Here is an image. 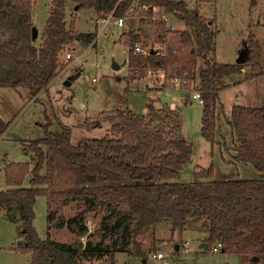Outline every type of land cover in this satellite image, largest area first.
<instances>
[{"label": "trees", "instance_id": "trees-1", "mask_svg": "<svg viewBox=\"0 0 264 264\" xmlns=\"http://www.w3.org/2000/svg\"><path fill=\"white\" fill-rule=\"evenodd\" d=\"M49 1L42 42L36 47L32 0H0V88L24 87L32 98L37 96L62 69V56L74 42L94 40L96 32H80L74 27V18L67 20L68 4L72 5L71 17H75L74 8H87L99 18L128 16L145 5L157 6L185 27L171 32L164 21L158 22L157 40L168 44L165 54L136 53L133 47L143 43L142 34L135 27L123 32L121 40L128 49L126 79L142 81L149 69L173 68L174 75L188 85L198 80V90L206 99L202 135L214 145L218 134L214 108L219 92L227 87L226 78L241 73L245 62L255 66L261 59L260 45L251 36L242 62L217 61L215 19L200 13L202 4L217 0H197L193 8L185 0ZM149 108L154 113L139 115L118 109L108 117L111 136L83 138L77 144L70 141V128L62 126L61 132L53 133L46 124L44 136L24 144L33 155V167L19 162L6 165L8 188L0 191V211L18 223L19 235L24 236L19 245L31 254L28 264H81L97 260L109 250L113 261L114 253L125 251L129 243H135L142 255L139 238L163 221L171 222L173 233L193 221L207 230L209 249L221 242L223 252L264 262V104L235 103L228 119L235 137V161L252 165L260 177L215 179L212 166L197 171V179L191 182L179 179L184 166L193 160V144L180 135L173 110ZM7 127L0 118V137ZM59 165L71 173L73 185L54 191L48 185L54 182ZM25 176H29L28 186L22 185ZM39 195L47 199L46 239H40L33 226ZM59 201L84 203L81 211L58 223L78 237L88 233L85 214L103 212L97 242L83 244L76 239L68 244L49 238L55 214L52 208ZM106 238L111 240L109 248H104Z\"/></svg>", "mask_w": 264, "mask_h": 264}, {"label": "rangeland", "instance_id": "rangeland-1", "mask_svg": "<svg viewBox=\"0 0 264 264\" xmlns=\"http://www.w3.org/2000/svg\"><path fill=\"white\" fill-rule=\"evenodd\" d=\"M193 8L197 0H185ZM49 0H32V20L37 31L34 45L42 42V33L49 14ZM72 5L67 6V20L74 18V27L80 32H97L95 46L82 48L77 43L73 59L78 61L70 68L71 61L63 62L62 72L50 82L46 89L31 97L24 87L0 88V118L8 123L4 138L0 140V191L7 188L5 167L10 162H26L32 168V153H26L23 147L26 141L34 140L45 134L44 126L49 124L53 133L61 132L62 126L70 128V141L77 144L83 138H102L111 136L108 117L115 115L118 109L133 110L142 113L148 100L167 105H176L173 117L179 122L180 135L193 144L194 158L181 171L180 182H191L197 179V171L214 166V178H257L260 175L250 164L235 161L234 133L228 124L232 106L235 103L250 107H261L264 104V0H219L216 5H201L200 13L205 18L217 20L214 22L220 33L216 41V59L221 63H235L249 48L250 37L260 45V61L252 66L245 62L246 70L231 76L230 84L223 89L221 100L226 106V112L220 106L215 107L219 125V142H208L202 135L204 108L197 101L191 100L192 90H198L199 81L179 88L164 84L158 78L153 83L165 86L167 90H147L145 81H129L127 66L128 49L122 43V33L133 25L142 29L145 47H159L166 52V46L157 40L158 22L152 17H140L137 14L128 15L123 28L113 23V18L103 25L102 30L96 27V12L93 9L82 8L75 17H71ZM166 28L174 25L184 29L185 25L177 17L170 15ZM140 31V30H139ZM171 33L169 34V36ZM167 43V42H166ZM243 60V57H242ZM113 63L120 65L119 69L112 67ZM122 66V67H121ZM66 68H68L66 71ZM251 75V76H250ZM96 81H92V78ZM248 77V78H246ZM70 82L66 85V82ZM238 99V100H237ZM161 116V115H159ZM223 136L226 141L224 142ZM226 144V146H225ZM27 147V146H26ZM200 166V168H199ZM45 173V170H42ZM23 186L29 185V176H25ZM73 185L71 173L59 165L54 182L48 187L54 191H62ZM47 199L43 195L36 197L34 204L33 226L40 237H47ZM84 208L82 201L53 205L54 217L51 220L49 238L59 243H73L78 239L83 244L87 241L97 242L100 237L101 210L89 211L85 214V224L88 233L84 240L71 233L67 226L58 227L60 220L75 215ZM15 213V212H14ZM16 224L0 214V264H28L30 252L23 250L19 242L20 236ZM208 236L202 226L190 222L183 230L172 232L169 221L159 223L151 228L139 240L144 254L139 255L135 243L125 246V251L115 252L113 261L110 250L97 260L81 261V264H264L253 261L252 256L239 253L205 250L200 245ZM111 240L106 238L104 248H109ZM188 242V251L183 243ZM162 252L165 258L157 260L154 253ZM146 260V262H144Z\"/></svg>", "mask_w": 264, "mask_h": 264}, {"label": "built area", "instance_id": "built-area-1", "mask_svg": "<svg viewBox=\"0 0 264 264\" xmlns=\"http://www.w3.org/2000/svg\"><path fill=\"white\" fill-rule=\"evenodd\" d=\"M135 9V8H133ZM136 14L139 15L140 17L144 18V17H148V14H152V17L154 20L157 21H164L165 24L166 22L169 21V16L170 14L166 13L164 10H162L160 7L157 6H149V5H145L143 7H140L139 10L136 11ZM113 18V23L119 27V28H123L125 25V20L127 18V16H120V17H112L111 15H109L106 18H98L97 21H108V19ZM167 26V25H166ZM168 30H170L171 32L176 31L177 29L175 28L174 25H171L169 27H167ZM161 43V42H159ZM164 46H166V52H167V47L168 44L167 43H163ZM133 51H135L136 53L142 54V55H149L152 51H160V53L165 54L166 52L161 51L160 46L159 47H145L143 44L138 43L135 45V47H133ZM73 57V52L70 49H67L63 56H62V61L66 62V61H70ZM170 73V75L168 74ZM172 73V74H171ZM174 73H176V71L173 68H169V70H163V69H149L147 74H146V78L148 80H152L155 78H158L162 81V83L164 84H171L172 86H175L177 88H179L180 86H187L188 84L185 81H182L178 76H175ZM92 81H96V79L93 77ZM191 100H196L199 104L204 105L206 103V99L205 97L202 95V93L199 90H192L191 92ZM85 235L80 236V240L83 241L84 240ZM188 246L189 243L188 242H184L183 243V248L188 251ZM222 248V243L221 242H217L216 244H214L212 250L213 251H218L221 250ZM153 257L157 260H162L165 258V255L162 252H158V253H154ZM167 262L163 263L166 264Z\"/></svg>", "mask_w": 264, "mask_h": 264}, {"label": "crops", "instance_id": "crops-1", "mask_svg": "<svg viewBox=\"0 0 264 264\" xmlns=\"http://www.w3.org/2000/svg\"><path fill=\"white\" fill-rule=\"evenodd\" d=\"M218 1L219 0H217V2H215V3H204L203 5H210V4H212L213 6L214 5H216L217 3H218ZM77 11L78 10H76V8H74V16H76V13H77ZM99 17L97 16V19H98ZM97 19L95 20V23H96V27H97V30L98 29H100V30H102V27H103V25L107 22V21H104V22H102V21H97ZM208 19H210V18H208ZM213 19H215V21L217 20V18H216V16L213 18ZM73 22H74V20H73ZM133 27H135V29H137L140 33H142V29H140V27H138L137 25H133ZM76 29V28H75ZM220 33V30H219V28H218V34ZM218 34H217V37H218ZM97 39H98V33L96 32V36H95V38H94V40L91 42V43H89V44H84V43H82V42H74L73 44H72V46L70 47L71 48V50H72V52H73V54H74V51H75V47H76V45H77V43H79V44H81L82 45V48H84V47H89V46H95L96 44H97ZM78 56L79 55H77V57H75L74 59H73V57H72V62H70V65L68 66V68H70L75 62H77L78 61ZM70 60V61H71ZM127 64V62H125V64L124 65H126ZM124 65H122V66H124ZM121 66V67H122ZM68 68H66L65 70H63V71H66ZM246 70V68H244L243 69V71H245ZM61 72H62V70H60ZM59 71V72H60ZM242 71V72H243ZM144 81H145V87H146V89L147 90H153V89H163V90H167L166 88H164L165 86H163V85H158V84H156V83H153L152 82V80H148L147 78H145L144 79ZM228 81H231V76L230 77H227L226 78V83L227 84H230ZM232 82V81H231ZM223 91L221 90L220 92H219V96H218V99H217V105L218 106H220V108H221V106L223 107V112L225 111L226 112V106H225V104L222 102V100H221V93H222ZM39 94V93H38ZM191 96V95H190ZM36 97V96H35ZM238 100V99H237ZM193 101H196V100H193ZM149 105H154L157 109H159V110H162L163 108H166L164 105V103L162 104V102L160 101V103H155V102H152L151 100H148V102L145 104V106L143 107V109H142V113H136L135 111H133V110H131L132 112H135L136 114H139V115H146V114H148V113H154L153 112V110H150V108H149ZM217 105H216V107H217ZM168 107H170L169 108V110L170 111H175L176 110V105H175V103L174 102H172L171 104H170V106L169 105H167ZM161 114H162V111L160 112ZM227 113V112H226ZM217 114V113H216ZM229 116V115H228ZM204 118V117H203ZM9 126V125H8ZM8 128V127H7ZM7 130V129H6ZM219 130V125H217V131ZM5 133V132H4ZM4 133L2 134V136L0 137V140H2L3 138H4ZM218 133V132H217ZM219 133L217 134V137H216V142H219ZM222 137V139H223V141L225 142L226 141V139L223 137V136H221ZM225 146H226V144H225ZM25 147L26 146H24L23 147V150L26 152V153H28V151L25 149ZM233 155H235V153H233ZM193 158H194V155H193ZM11 163V162H10ZM19 163H26V162H19ZM199 168H200V166H199ZM7 188H8V185H7ZM6 188V189H7ZM0 214H2L3 216H5L4 215V211H0ZM10 221V220H9ZM12 222V221H11ZM14 223V222H13ZM14 224H16L17 226H18V223H14ZM49 232H51V230L49 231ZM30 261H31V259H30ZM29 261V262H30ZM28 262V263H29Z\"/></svg>", "mask_w": 264, "mask_h": 264}, {"label": "water", "instance_id": "water-1", "mask_svg": "<svg viewBox=\"0 0 264 264\" xmlns=\"http://www.w3.org/2000/svg\"><path fill=\"white\" fill-rule=\"evenodd\" d=\"M36 37H37V31H36V28L33 27V28H32V39L35 40ZM152 53H154V51H152ZM125 62H126V61L123 62V65L125 64ZM237 62H238V63L242 62V57H241L240 59H238ZM112 67H113L114 69H119V68H120V65H118V64H116V63H113ZM65 84H66V85H69L70 82L67 81ZM200 247H201L202 249L208 250V249H209V244H208V242L205 241V242H203V243L200 245ZM257 260H258L257 257H253V261H257ZM144 262H146V260H144Z\"/></svg>", "mask_w": 264, "mask_h": 264}]
</instances>
